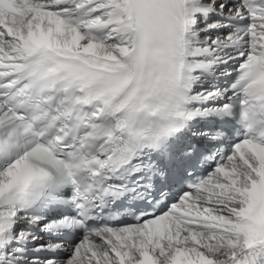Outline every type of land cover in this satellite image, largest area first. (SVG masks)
<instances>
[{
	"label": "snow or ice",
	"instance_id": "6c2138e0",
	"mask_svg": "<svg viewBox=\"0 0 264 264\" xmlns=\"http://www.w3.org/2000/svg\"><path fill=\"white\" fill-rule=\"evenodd\" d=\"M0 264H264V0H0Z\"/></svg>",
	"mask_w": 264,
	"mask_h": 264
}]
</instances>
